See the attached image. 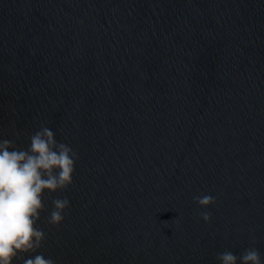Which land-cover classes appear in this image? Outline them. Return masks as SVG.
I'll list each match as a JSON object with an SVG mask.
<instances>
[{
  "label": "water",
  "instance_id": "obj_1",
  "mask_svg": "<svg viewBox=\"0 0 264 264\" xmlns=\"http://www.w3.org/2000/svg\"><path fill=\"white\" fill-rule=\"evenodd\" d=\"M42 127L78 159L32 256L264 264V0H0V139Z\"/></svg>",
  "mask_w": 264,
  "mask_h": 264
},
{
  "label": "clouds",
  "instance_id": "obj_2",
  "mask_svg": "<svg viewBox=\"0 0 264 264\" xmlns=\"http://www.w3.org/2000/svg\"><path fill=\"white\" fill-rule=\"evenodd\" d=\"M77 154L70 146L58 143L54 133L42 127L30 137L28 150L17 149L14 143L0 139V264H54L51 258L34 255L45 239V233L36 227L44 208L42 194L67 189L72 183ZM200 208L215 203V198L194 197ZM69 206L67 199H55L48 224L56 227L63 221ZM211 213H201L209 222ZM255 243V240L252 241ZM29 258L24 259L25 256ZM218 264H262L254 247L237 257L225 251L217 257Z\"/></svg>",
  "mask_w": 264,
  "mask_h": 264
}]
</instances>
